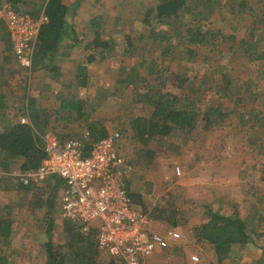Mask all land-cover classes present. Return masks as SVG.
I'll return each instance as SVG.
<instances>
[{
    "label": "rangeland",
    "instance_id": "rangeland-1",
    "mask_svg": "<svg viewBox=\"0 0 264 264\" xmlns=\"http://www.w3.org/2000/svg\"><path fill=\"white\" fill-rule=\"evenodd\" d=\"M240 1L223 0L214 16L203 22L204 29L210 32L209 40L205 44L197 45L189 42L190 36L184 33L186 27L193 24L191 13L181 14L177 18L173 17L163 22L158 21L159 24L150 16L145 23L146 18L142 13L149 7L147 4L154 5L155 1L151 3L144 0L127 1L118 6L116 1L111 0L110 4L116 7L112 6L110 10L113 13L117 10L119 19H114L115 15H112L113 18L110 17L111 19L106 21L109 27L119 23L127 30H131L135 26V18H139L143 27L149 25L151 28L158 25V30H166L174 48L165 55L161 43L156 42L153 50L143 49L145 63L140 65V62L136 61L137 63L132 66L130 63L137 60L136 53L125 52L124 57H121L123 52L121 46L123 41L125 43V36L124 38L120 35L115 36L119 48L118 55L114 57L115 59H110L111 66L102 68L107 79L100 78L101 75L94 71L87 87L74 86L76 76H73L75 73L71 74L72 68L66 67L69 72L67 75L63 74L60 79L55 78L54 74L45 68L28 73L20 65L13 49L6 41L8 31L6 25L0 22V90L10 89L11 81L24 75L28 84V89L22 91L5 113H0V131L7 122H21L27 113L32 124L43 123L44 133H51L59 142L80 137L86 130H90L91 123L97 125L100 130L103 126L108 132L119 131L122 135L119 150L134 165V172L130 178L133 190L143 195L153 221L161 219L164 224L162 228L154 221L151 229L162 231L167 227H176L183 235L180 240H173L169 246L157 251L146 264H217L213 245L198 240L194 232L195 228L208 218L204 203L201 202L204 199H199L198 196L207 192L202 185L210 182L206 175L207 173L209 175V172L200 165L201 162L205 164L207 158L201 160L195 155L197 148L203 149L197 143L199 140L221 142L217 149L219 155L216 157L219 160L225 156L227 165L224 167L219 165L220 171H213V175L224 172L225 178H218L217 181L230 185L225 189L231 196L228 202L230 207L239 205L243 209L242 217H246V214L255 215L257 211H261L264 226V184L259 196L255 195L257 191L255 185L264 183L260 179L264 175V59H253V52L246 53L236 42L228 40L232 32L237 35V39L245 37L246 30L251 28L254 15L260 16L264 22V1L259 5L258 0H246L248 6L240 5ZM123 18L125 20L129 18L130 21H121ZM259 26H262V29L256 31L254 36L256 40L250 41V49L261 54L264 50V25ZM135 27L137 30L140 29L138 24ZM132 38L135 41V37ZM226 46H230L231 50H227ZM188 48L195 50L196 54L190 56ZM136 52L138 53L139 49ZM154 60L155 65L152 63ZM134 66L139 74L149 81L146 85L138 84L137 88L145 91L155 85L181 93L178 77L186 78L185 85L191 90L190 96L200 108L198 126L190 131L189 135L180 131L173 135L174 140L180 138L178 141L184 144L179 143L176 150L163 151L154 159L155 163L152 162L150 165L149 156L141 149L135 138L131 118L151 115L152 107L144 102H135L133 97L137 91L136 86L121 81ZM227 76L231 79L229 84ZM248 80L251 83L249 88L245 91L239 90V86ZM73 93L86 101L84 115L81 117L61 111L60 99ZM239 98L243 101L238 102ZM32 102L35 103L41 120L32 118L30 108ZM218 107L227 116L221 117L216 113L213 115L216 123L210 128H204V113L210 108ZM181 147L191 148L185 155L178 156ZM212 154L216 153L211 150L205 152V156L211 157ZM162 155L164 157H161ZM20 165V161L16 160L5 168L0 155V216H7V213L11 215L15 236L9 246L8 243H0V249L9 250L7 254L13 258V264H46L44 243L48 240L46 230L50 220L53 219V241L58 244L66 242L65 218L60 208L61 193L59 190L56 191L53 183H48V180L40 185H30L29 188L21 184L18 173L23 170ZM177 167L181 168L180 174L176 171ZM239 173L241 176H236ZM252 190L255 192L252 193ZM52 195L54 201L52 214L49 216L47 213L49 207L45 200ZM216 200L215 204L221 206L216 211H220L226 202L224 199ZM226 207L228 210L229 206ZM174 221L176 225H173ZM262 233L261 240L257 239L259 247L260 245L264 247V227ZM193 254L200 257L199 263L193 262L191 259ZM107 258L108 256L99 253L97 260L99 264H110ZM261 260L264 264V257ZM246 263L247 261H244L242 264Z\"/></svg>",
    "mask_w": 264,
    "mask_h": 264
},
{
    "label": "trees",
    "instance_id": "trees-1",
    "mask_svg": "<svg viewBox=\"0 0 264 264\" xmlns=\"http://www.w3.org/2000/svg\"><path fill=\"white\" fill-rule=\"evenodd\" d=\"M7 1L20 13L30 12L33 15H38L41 9L44 8L45 13L49 17V21L42 26L39 32L32 70H38L40 68L49 69L55 78L60 79L62 72L60 67L55 63V57L64 37L68 34L66 21L67 6L63 3V0H42V2L37 0ZM262 1L264 0H258L259 5H261ZM222 2L223 0H155V5L148 11V14L150 15L153 11H156L157 19L159 22H163L167 18H177L180 14L191 13L193 24L186 27L184 33L190 36L189 42L202 45L209 40L210 35L209 30L204 29L203 22L209 21L214 16L217 9L222 5ZM246 4L248 6L246 0L240 1V5L246 6ZM30 7L31 9H29ZM33 9L36 10L34 11ZM259 25H264V22L260 19V16L254 15L250 25L251 28L246 30L247 34L245 37L237 39V35L234 32L228 37V40L236 42L237 46H241L246 53L253 52V59H264V50L260 54L250 49V41L256 40L254 37L256 31L262 29V26ZM92 26L98 29L95 32L94 49L87 55V64L77 66L76 80L74 82L75 87L88 86L90 82L88 63L103 60L106 57L102 55V52L98 51L106 50L107 48H109V51L113 49V42L112 44L111 42L108 44V40L103 37L102 31L99 30L101 29V24L98 19L96 20L95 18L92 20ZM145 35L153 41L160 42L161 45L166 43V46H163L165 55L174 48L172 46V39L166 33H163L162 29L152 31ZM6 41L11 46V49H13L9 32ZM226 49L231 50V47L226 46ZM187 51L190 56L196 54V51L192 48H188ZM158 80H161L160 77ZM178 80L181 85V93L171 92L163 89L161 86L152 84L146 91L137 88L139 87V83H145L146 85L149 81L145 76L139 74L136 67L132 68L126 74V77L121 80L125 84L136 86L137 91L133 97L135 102H144L152 107L151 115H140L131 118V127L135 138L140 144L141 149L148 156L162 153L166 149L175 150V147H179V143L181 142L178 141L180 138L174 140L173 135L178 131L189 135L190 131L198 126L200 108H198V105L191 98L190 88L188 89V85H185V80L187 79L178 77ZM226 80L227 84H229L231 79L227 76ZM26 81V76H21L17 80L11 81L12 83L9 85L10 89L0 90V113L4 114L9 105L16 100L22 91L28 89ZM250 84L248 80L239 86V90L245 91L249 88ZM60 101L61 111L78 115V117L84 115L86 101L76 97L75 93L69 97L61 98ZM240 101H243V99L239 98L238 102ZM30 108L32 110V118L41 120V116L34 102L30 103ZM213 109L210 108L204 113V128H210L216 123V120L213 119V115L216 113L221 117L227 116L226 113L222 112L220 107ZM90 132L92 141L99 140L108 134V131L103 126H101L100 130L97 125L92 123ZM43 134V123L34 122L30 125L19 121L7 122L0 131L2 165L8 168L11 163L17 160L20 161V166L23 171L38 168L42 160L46 157L41 137ZM151 147L155 148L151 149ZM51 178L53 179V187L56 191L64 185V181L60 177L51 176L48 179ZM260 179L264 181V175ZM24 186L29 188L27 185ZM128 189L133 200L144 206L147 210L143 195L137 191H133L130 183ZM53 201L54 195L48 196L45 200V204L49 207L47 212L49 216L52 214L51 208H53ZM255 209L257 208L255 207ZM206 213L208 216L207 222L197 226L194 232L198 240L213 245L217 264H233V261L235 263L239 262L235 256L233 257L234 248H239V250L237 249L235 251L240 252L249 243L259 245L257 239L261 240L260 237L263 234L264 227L261 211H257L255 215L246 214V217H242L238 210L231 215H226L207 207ZM157 217L161 218V216ZM52 220H50V224L46 230L48 240L44 243L47 257L46 264H99L97 260L99 251L96 244V233L93 229L88 234H85L81 231L77 223L70 219H65L64 231L66 233V242L64 244H58L52 239ZM173 225H176L175 221ZM12 226L13 220L9 213H7V216H0V243L9 240L13 231ZM260 247L264 250L263 246L260 245ZM107 259L110 264H124L117 259L110 257ZM0 264H13V258L3 249H0Z\"/></svg>",
    "mask_w": 264,
    "mask_h": 264
},
{
    "label": "built area",
    "instance_id": "built-area-1",
    "mask_svg": "<svg viewBox=\"0 0 264 264\" xmlns=\"http://www.w3.org/2000/svg\"><path fill=\"white\" fill-rule=\"evenodd\" d=\"M48 21L44 8L33 15L18 12L6 0L0 2V22L6 25L13 51L28 73L33 69L39 32ZM21 123L32 125L28 113ZM41 137L46 157L38 168L19 172V180L30 186L40 185L51 176L60 177L64 181L62 216L77 223L85 234L93 229L100 254L124 264H146L157 251L169 246L171 239L183 237L176 227L152 230L150 212L134 202L128 190L134 165L119 150V131L94 141L90 130L63 142L51 133ZM176 171L180 174L181 168ZM191 259L201 261L196 254Z\"/></svg>",
    "mask_w": 264,
    "mask_h": 264
},
{
    "label": "crops",
    "instance_id": "crops-1",
    "mask_svg": "<svg viewBox=\"0 0 264 264\" xmlns=\"http://www.w3.org/2000/svg\"><path fill=\"white\" fill-rule=\"evenodd\" d=\"M114 1H116L117 2L116 5L119 6L120 4L121 5L124 4L123 2H127V1H134L135 2V1H141V0H114ZM144 1H149L151 3L152 1H155V0H144ZM110 2H111V0H63V3L67 6L66 21H67V25H68V34L64 37V39L61 43V46L58 49V51L56 53V57H55V63L57 66L60 67V70L62 72V76H63V74L67 75V73L69 72V70L67 68H70V69L72 68L71 74L73 75V73H75V75H73V76H76L77 66L87 64V55L89 53H91L94 49L95 32H97V30H98L92 26V20L95 18H96V20L97 19L99 20V23L101 24V29H99V30L102 31L103 37L106 40H108V44H110V42L112 44V42H113V44H112L113 49H111V51H109V48H107L106 50L104 49V50L98 51V52H102V55L106 56L105 59L97 60V61H93L91 63H88L89 79H90L91 73L94 71H97V75L98 74L101 75L100 78L104 77L105 79H107L106 72H103L102 68H106L107 65L111 66L110 59H115L114 57L118 55V49L119 48L117 47L118 43L116 42L117 39H115V36L120 35V36H123V38L125 36V43L123 41L122 46H121V48H123V52L121 54V57H124L123 54H125V52L130 51V52L136 53L137 60H135L134 63L127 62V63L132 64V66L137 63L136 61H139L140 65L145 63L143 61V58H144L143 49H146V50L152 49L153 50L155 48L156 41H153L152 39H150L145 34H148L152 31L158 30L157 29L158 25L157 26H155V25L151 26V28H149V25H147V26L144 25V27H143L142 25H140L141 20L139 18H135L136 19L135 26H136V24L139 25V27H140V29H138L139 31L136 29L135 26L132 27L131 30H127L124 26H122V24H119V23H116L114 27H109V25L107 24L106 21L111 19L110 17L113 18L112 15H115L114 19H116V20L119 19L118 18L119 14L118 15L116 14V13H118V12H116L117 10L115 11V13H113V11L110 10L111 7L114 6V5L110 4ZM146 4L147 3L145 2V5ZM154 5H155V3H154ZM154 5L147 4V6H149V7L146 8L144 13H142V16L146 18L144 20V22L146 21L145 23H147L148 17L153 16V20H155V23L159 24V22H158L159 20L156 17L157 16L156 11H153L150 15L148 14V11H150V9ZM115 7L116 6H114V8ZM108 12H110V14H108ZM135 13L138 14L137 11H135ZM180 15H178V16H180ZM124 18L126 19L127 16H124ZM124 18L121 21H125V22L130 21L129 18L127 20H125ZM172 18H167V19H172ZM164 20H166V19H164ZM123 29H125V31H123ZM163 33H166V30H163ZM132 36L135 37V41L133 40ZM163 46H166V43H163L161 45V48L164 51ZM137 49H139L138 53L136 52ZM147 55H148V53H147ZM125 58H127V57H125ZM152 63L155 65L156 60H154ZM123 64H126V62H123ZM134 67H132V68H134ZM47 70H49V69H47ZM103 74H104V76H102ZM222 95H224V94H222ZM197 143L199 146L203 147V149H201V150H200V148L196 149V150H198L197 153L195 154L197 156L196 158H199L201 160H205L204 158H207L206 159L207 161L212 162V164H210L211 162L208 163L207 161L205 162V164H203L202 162L200 164V165H203L202 166L203 169H205L206 171L209 172V175H208V173L206 175L209 177L208 181H210V182H205L204 186L202 185L203 189H205L207 192L206 193L203 192L204 194L202 193L198 196L199 199H204V201H201L202 203H204L203 207L205 209H207V207H210L214 211H216V209L218 210L221 208V206H218L215 204V201H217L216 199H219V200L224 199L226 202L224 205L225 207L223 209H221L219 212L226 214V215H231V214H233V212L238 210L239 214L241 216L243 209L239 205L237 206V204L230 207L231 205H230V203H228L229 200L231 199V196H230V194H228V192L225 189H227L230 185H226L227 183L223 184V183H220L217 181L218 178H225L224 172H222L221 174L213 175V171L214 172L220 171V170H218L220 167L219 165H221L222 167L227 165L226 158L224 159L225 156L224 157L222 156V158H219V160L217 159L218 157H216L217 155H219V152H217V149L219 148L221 142L213 141V140H209L208 142H206V141L199 140ZM182 144H184V143H181V145ZM153 148H155V147H151V149H153ZM189 148H191V147H189ZM189 148L188 147H186V148L181 147L179 149L180 154H177V155L178 156L179 155L182 156L183 154L185 155V153L189 150ZM176 149H178V146L175 147V150ZM166 150L169 151V149H166ZM170 150H173V149H170ZM206 150L214 151V153H216V154H212L211 157L205 156ZM162 153H158L156 155L152 154L151 156H149L148 157L149 165L152 164V162L155 163L154 159L159 157V154H162ZM166 156L169 159L171 158L168 155H166ZM173 156H175V155H173ZM161 157H164V156L162 155ZM185 165H184V167H185ZM184 170H185V168H184ZM210 171H212V172H210ZM236 176L240 177L241 174L239 173ZM156 179L158 181V177ZM47 180H48V183H53L52 178L47 179ZM130 180L128 182V186L130 183V187L133 190V182H131ZM153 181H155V180L153 179ZM131 183H132V185H131ZM160 184H162V183H160ZM263 184L264 183H261V182L256 184L255 188L257 189V191L255 192V190H252V193L255 192V195L259 196V194H260L259 191H261ZM62 188H63V185L59 189L60 193L62 192ZM227 194H228V196H227ZM260 198H262V197L260 196ZM226 206H229L228 210H226L227 209ZM60 208H61V195H60ZM166 212H168V211H166ZM247 213H249V212H247ZM163 215H165V213H163ZM207 220L208 219L205 218L203 223L207 222ZM154 221H155V219H154ZM155 222H156L155 223L156 225H159L161 227L164 226L161 219H160V221L156 220ZM152 225H153V223H152ZM152 230H154V229H152ZM156 231H158V230H156ZM163 231L164 230H162L161 232H163ZM14 238H15V236L13 235V231H12L11 237L9 238V240L5 241L4 243H8V246H9L10 242L12 243L14 241ZM173 240L174 239H171L170 242ZM170 242H169V244H170ZM237 249L239 250V248H237ZM237 249L234 248L233 257L235 256L236 260H239V262L235 263L233 261V264L234 263L235 264H240V263L242 264L244 261H247L246 264H262L263 260H261V258L264 257V251L258 245H255L253 243H249L243 248L242 251L236 252ZM5 252L8 253L9 250H7L5 248Z\"/></svg>",
    "mask_w": 264,
    "mask_h": 264
}]
</instances>
